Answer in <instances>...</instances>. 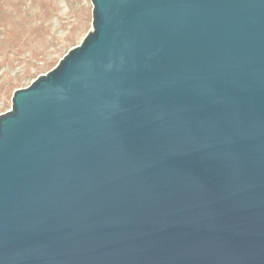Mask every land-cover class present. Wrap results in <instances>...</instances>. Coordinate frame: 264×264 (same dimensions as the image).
I'll return each mask as SVG.
<instances>
[{"label": "water", "instance_id": "95a60500", "mask_svg": "<svg viewBox=\"0 0 264 264\" xmlns=\"http://www.w3.org/2000/svg\"><path fill=\"white\" fill-rule=\"evenodd\" d=\"M91 3L0 115V264H264V0Z\"/></svg>", "mask_w": 264, "mask_h": 264}, {"label": "rangeland", "instance_id": "374dc122", "mask_svg": "<svg viewBox=\"0 0 264 264\" xmlns=\"http://www.w3.org/2000/svg\"><path fill=\"white\" fill-rule=\"evenodd\" d=\"M91 0H0V115L92 32Z\"/></svg>", "mask_w": 264, "mask_h": 264}]
</instances>
